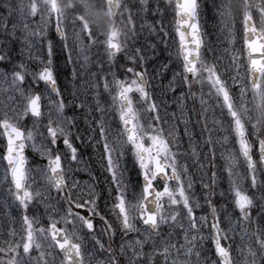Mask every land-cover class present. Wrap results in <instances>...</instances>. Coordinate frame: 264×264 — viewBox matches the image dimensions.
<instances>
[{"label": "snow or ice", "instance_id": "obj_1", "mask_svg": "<svg viewBox=\"0 0 264 264\" xmlns=\"http://www.w3.org/2000/svg\"><path fill=\"white\" fill-rule=\"evenodd\" d=\"M0 6L7 11L0 18V163L18 212L0 264H264V0L215 5L229 43L235 42L230 24L241 23L240 53L248 54L246 64L232 57L223 73L219 59L202 58L199 0L174 6L156 0L155 7L149 0H100L97 7L118 20L103 28L90 23L86 3L72 0H0ZM53 20L63 65L49 38ZM176 37L175 61L169 52V62L150 74L149 64ZM172 63L176 70L164 84ZM69 64L71 78L61 87ZM189 100L187 110L203 122L200 135L207 132L203 148L192 143L191 120L168 111L175 104L183 115ZM209 113L220 116L212 127ZM229 143L238 152L221 153L225 163L218 165L216 146ZM29 147L41 158L35 167ZM88 148L97 153L95 168L83 160ZM240 157L243 173L236 171ZM81 172L88 180L77 179ZM245 182L261 195H248ZM254 211L257 226L249 231Z\"/></svg>", "mask_w": 264, "mask_h": 264}, {"label": "rangeland", "instance_id": "obj_2", "mask_svg": "<svg viewBox=\"0 0 264 264\" xmlns=\"http://www.w3.org/2000/svg\"><path fill=\"white\" fill-rule=\"evenodd\" d=\"M73 3L76 4H80V3H86L89 8L86 12H84L85 15H88V13L90 12L89 15V20L90 23H93L94 25H98L101 28L109 26L112 23H118V20H114L113 17H111V15L109 13H107L106 11H104L102 8L97 7L98 3L100 2V0H72ZM138 2V0H137ZM199 2L201 3L202 6V12H201V27H202V31H203V39H204V43L206 44V47L204 49V52L202 53V58L205 59L208 63H213L214 62V57L216 59H219V67L221 70V73L224 72V67L225 65H229L230 66V60L232 57H238L237 63H240V60L243 61L244 64H246V56H245V51L243 53V55L241 56L240 53V49L243 46V32H242V27H241V23L237 20L235 22H232L230 24V29L233 33H235V42L234 44L229 43V39H231L228 36V30H226L225 28V22L222 20V17L219 15L217 7L215 5H219L220 3H222V0H199ZM233 2H235V0H233ZM149 3L152 5V7H155L156 4V0H149ZM162 3V1H161ZM165 3H167V0H165ZM163 4V3H162ZM83 11V10H82ZM135 11V9L133 10ZM169 13L173 12V8L169 7L168 8ZM7 15V11L6 9H4L2 6H0V18L4 17ZM254 19L256 20L257 24H258V18L254 17ZM167 20L172 21L173 20V16L169 15L167 17ZM39 22V17H37L33 23H38ZM53 24H54V20L52 22V24L49 26V37L50 39H52L55 43H56V47H58L60 49V40H57V38L54 36L53 34ZM137 25H139V21H137ZM11 26V24L9 25ZM70 31V30H69ZM175 43L173 45H171L167 50H161L158 54V58L154 61H152L149 66H148V70L150 74L155 75L156 72L161 71V65L163 63H168L169 62V52L172 53V57L171 59L173 61H175V52H176V45L178 44V37L175 38ZM15 48L17 50V52L20 49V43L17 42L15 45ZM208 48L213 49V51H209ZM225 49H227V54H225ZM122 55L120 54V58L117 61V63H121L122 61ZM62 56V58H61ZM64 54H61L59 56H57V60L58 62L63 65L64 63ZM88 67L91 68V71L95 72L96 71V67L94 65V62L92 64H90ZM105 67L107 68V62L105 63ZM67 69V74H68V78H71V73H72V68L73 65L69 64L65 67H63ZM155 69V72H154ZM31 70V69H30ZM62 70V71H63ZM114 70V69H113ZM176 70V65L175 63H172L168 70L164 72L163 74V78H162V82L164 84H167L168 80L171 79L172 77V73L173 71ZM233 76H235L236 70L235 68L232 69V73ZM239 75L244 76L245 75V70L243 67V64L240 65V70H239ZM225 79L228 80V83L231 85V80L228 78L227 75L224 76ZM60 79H62L60 77ZM155 83H160L161 82V78L159 76H157L156 80L154 81ZM67 83V81H63L61 83V86H64V84ZM78 86L80 87V91L82 94L84 95H89V93L85 90V88L83 87V82H78ZM41 87H43V85H41ZM204 91L207 92L208 89L207 87L204 88ZM239 93V89L237 88L236 93H234V97L238 96ZM179 94V92L177 93ZM250 99V96H249ZM0 100H2V98H0ZM79 102V101H77ZM45 103H47V101H45ZM197 104V110H199L198 107V101L196 102ZM193 106V102L191 100H189L187 102V108L185 109L183 115H181V112L179 110V108L173 104L169 109V113L171 112H176L177 118L178 119H182V120H191V123L189 124V132L191 133H195L196 138H199L200 140L198 141L193 140L192 143L195 144H199L202 147L204 138L207 137V132L204 133V135H200L201 132V127H202V121L201 123H197V116L192 113L194 116H190L191 113L187 110L189 108H191ZM250 107V105H249ZM66 114L71 116L73 115L72 113H67V109H66ZM255 115V113H253ZM79 115V114H78ZM213 119H220L219 114L217 113L216 117H213L211 115V113L208 114V124L210 127L213 126L212 121ZM143 121H141L142 123ZM79 126L81 128V130H83V128L85 127L84 123L82 120L79 121ZM179 126L181 127L180 133L182 134V132H184V124L180 123ZM260 131H264V125L261 126V128L259 129ZM73 131H75V129H73ZM185 139L188 140L187 137H184ZM214 139H220L219 136H214ZM250 139H252L250 137ZM3 141L2 138H0V142ZM40 141L37 140V144H39ZM79 143V141H78ZM216 156H217V164L218 165H223L225 163V161L223 160V158H221V153H224L225 155L228 154V152H238V145H235L234 143H229L226 146H220L219 144L216 146ZM29 151H30V156H29V167H35V164L33 163L34 160H36L38 157L33 150L29 147ZM86 151H90L92 152L93 150L91 148L86 149ZM255 152L256 149H253V153H254V159H258V157L255 156ZM240 161L241 164L240 166L236 169V171H239L241 173L244 172V166L242 164V157H240ZM85 165H81V167H84ZM4 166L2 163H0V246H5V241H9L11 242V238L8 236V232L11 230V227H13L12 225V221L13 220H17L18 221V212L15 208V204L12 203L10 201V198L8 196V184L3 182V174H4ZM81 174H86V172H81L78 176L77 179L81 180V181H86L88 180V178H85V176L81 175ZM81 175V176H80ZM199 176L200 173L197 171L196 172V177H197V182H196V187L195 190L197 192V194H200V192L202 191L199 187ZM79 177V178H78ZM224 187H228L227 184V178L225 177L224 180ZM244 189L246 191V193L250 196H253L254 198H258L261 193L251 189L248 187V183L245 182L244 184ZM53 194L55 195V192H53ZM203 203V201H201ZM11 205V206H10ZM231 211V209H230ZM202 213H200L198 211L197 215H200ZM211 219V216L209 214V220ZM18 226V224L16 225ZM257 226V222H256V212H253V224L251 226V228L249 229V231H252L256 228ZM237 241L239 242V234H237ZM205 248L208 249L209 245L207 243H205ZM38 253H33V255H37ZM208 256H212V252L208 251ZM0 259H8L7 256H4L3 254H0ZM105 259L104 256H100L97 255L96 256V260H103Z\"/></svg>", "mask_w": 264, "mask_h": 264}, {"label": "water", "instance_id": "obj_3", "mask_svg": "<svg viewBox=\"0 0 264 264\" xmlns=\"http://www.w3.org/2000/svg\"><path fill=\"white\" fill-rule=\"evenodd\" d=\"M257 58H260V57H257Z\"/></svg>", "mask_w": 264, "mask_h": 264}]
</instances>
